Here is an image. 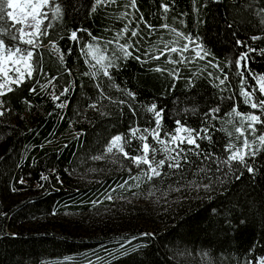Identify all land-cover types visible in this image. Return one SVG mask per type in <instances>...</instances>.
Instances as JSON below:
<instances>
[{"label": "trees", "instance_id": "obj_1", "mask_svg": "<svg viewBox=\"0 0 264 264\" xmlns=\"http://www.w3.org/2000/svg\"><path fill=\"white\" fill-rule=\"evenodd\" d=\"M58 2L62 18L51 20L53 27L38 50L43 71L1 97L0 264H259L264 258V151L247 161L254 173L237 162L229 172L218 160L228 155L227 132L239 143L227 123L233 106L260 115L239 95L236 60L254 49L244 71L251 91L256 81L250 73L264 75V0H136L138 12L125 7L127 0L100 4L95 11V0ZM162 4L168 5L167 13ZM125 11L133 12L137 21L142 14L156 29L149 35L141 24V36L132 40H139V52L133 55L146 62L117 59L111 80L102 72L87 75L97 69L82 48L88 43L103 48L112 41L127 22L119 18ZM163 24L199 38L210 54L195 57L191 45L184 54L191 59L183 64L168 62L169 55L178 59L175 53L159 60L145 57L144 51L157 41L175 39ZM77 29L86 31H78L74 41L70 36ZM49 41L62 50L63 64L49 50ZM107 49L108 55L120 56L114 43ZM174 69L177 78L169 74ZM225 74V85L217 87V77ZM54 76L58 79L52 85L41 88ZM98 83L107 98L100 97ZM64 89L68 91L54 101L52 96ZM256 98L264 96L257 91ZM152 104L163 110L162 136L180 120L191 129L207 127L211 140H198L202 154L186 153L181 169L165 165L161 176L138 181L130 177L140 176V169L121 154L104 150L113 136L127 137L131 127H155L153 113L146 110ZM215 108L220 109L216 118L206 117ZM257 129V134L264 131L259 125ZM148 142L154 144L151 137ZM139 144L133 140L126 151L136 155ZM121 197L139 203L117 199ZM66 212L73 217L63 218Z\"/></svg>", "mask_w": 264, "mask_h": 264}, {"label": "snow or ice", "instance_id": "obj_2", "mask_svg": "<svg viewBox=\"0 0 264 264\" xmlns=\"http://www.w3.org/2000/svg\"><path fill=\"white\" fill-rule=\"evenodd\" d=\"M116 4L117 0H95V4L92 11L96 10V6L100 4ZM126 8H131L136 12L139 11L137 8L136 0H127L125 5ZM163 11L168 12L169 8L167 4H162ZM63 15V9L58 0H0V97L5 96L8 92L14 91V87H20L27 79H32L34 73L42 72V67L39 64V48L42 47V38L49 35L48 29L52 28L53 25L51 20L60 19ZM131 17V19H129ZM121 20H127L123 28L118 31L112 41H107L103 48L98 43H88L82 48V54L90 58L94 63L91 65L92 68L97 69L87 75L93 77L97 76L100 72L107 77L109 80L112 79L110 69L117 67L116 60L123 58H134L138 62L144 63L146 60H141L140 55H133L134 52H139V48L136 45L139 43L137 39L135 43H132L133 38L141 36L140 25L144 24L148 29L149 35L156 31L153 25L148 24L145 21L143 15H140L137 21L133 12H121ZM48 21L47 23H45ZM135 23V27L132 25ZM161 28L168 29L170 32L175 34V39L170 41H164L163 39L157 41L156 45L150 46L146 49L143 55L152 60H159L161 56L166 54L175 53L178 59H171L169 55V63L172 64H183L187 62L189 57L184 54L189 51L191 45H195V57L203 59L210 53L203 46L202 42H199V38L193 39L190 35H185L183 32H179L176 29L171 28L167 24L161 25ZM78 31H86L77 29L71 32L70 38L74 41L78 40ZM130 32V36L128 35ZM91 35V33H89ZM125 40L124 43H120L121 40ZM187 41L180 46V40ZM257 39V37H253ZM93 41H97L96 37H92ZM7 41V42H6ZM115 44V48L119 51L120 56L117 57L115 53L111 56L108 55V44ZM159 44H163L162 48H158ZM238 44L243 45V42L238 41ZM49 50L54 51L58 54V59L61 64L64 63V54L59 48L55 41H49ZM159 55H149L150 53L157 51ZM254 51L252 48L244 53H241L236 60L238 67V74L241 77L240 80V92L239 95L243 99V103L248 105L253 110H258L260 115L254 113L241 112L238 106H233L232 110L227 113L230 119L227 121L231 124L235 132L234 140L239 143L233 142V132H227L230 137L228 143L224 147V151L228 153L227 157L223 160H218V165L227 166L229 172L232 171L233 162H237L242 165L249 173H254L255 169L247 161L249 158H255L259 153L264 151V131H260L257 134V126L264 128V120L261 119L264 116V99H257V91L264 96V75L252 74V79L256 81V87H252L251 91L247 90L248 81L244 78V71L246 69V62L248 60L249 53ZM241 62H245V67H241ZM216 67H219L216 65ZM155 71H163V69L156 68ZM223 71V69H220ZM250 72V70H249ZM173 78L178 77V70H172L169 73ZM46 75V74H45ZM211 75V73H209ZM57 77H52L48 80L47 84L41 85V88H47L53 84V81L57 80ZM219 83L217 87L225 85L228 80V76L225 74L223 79L217 77ZM54 86V85H53ZM113 87H119L113 84ZM100 97H105L104 88L101 84L96 85ZM35 92V87L30 89ZM68 89H64L59 96L53 95L54 101L59 100L60 96H63ZM130 97L135 96L133 92H126ZM125 103V101H120ZM3 101L0 100V107H2ZM92 108H96V104L89 105ZM148 112L153 113L155 127L141 129L138 126L131 127L126 137L123 134L115 135L109 141L105 148L106 154L119 153L124 159L130 160L136 168L141 170V175L136 177H130L135 180H140L143 177L147 181H151L154 177L162 175V169L165 165L168 168L179 170L183 167L181 161L187 162L186 153L194 152L195 155L200 156L202 153L198 151L200 144L197 142L202 139L211 140V134L207 127L196 130L186 127L180 120H177L176 128L161 135L162 128V113L163 110H157V105L152 104L146 109ZM134 111V110H133ZM220 111L219 108L211 109L209 113H206V117L211 115L215 117V113ZM4 113L0 111V116ZM226 131V129H220ZM249 136L252 139H249ZM151 137L154 144L148 142ZM133 140H139L140 144L137 148V154L131 155L129 151H126V147L131 146ZM188 145L187 149L182 145ZM162 155V158L157 159V155ZM205 159H210L211 154H204ZM103 156H96L94 159H103ZM146 166V167H142ZM217 171H220L218 166ZM132 170L129 169V172ZM200 171H207V169H200ZM239 177H237L238 179ZM42 180H46L47 177L41 176ZM23 183V180L19 181ZM127 183V182H125ZM195 184V182H191ZM137 187L139 184L136 185ZM201 187V185H195ZM123 187V185H121ZM202 187L205 190H210V184H204ZM111 199V196L108 197ZM259 264H264V258H261Z\"/></svg>", "mask_w": 264, "mask_h": 264}, {"label": "rangeland", "instance_id": "obj_3", "mask_svg": "<svg viewBox=\"0 0 264 264\" xmlns=\"http://www.w3.org/2000/svg\"><path fill=\"white\" fill-rule=\"evenodd\" d=\"M0 100H1V97H0ZM3 110V104H2V107H0V111ZM118 200H125L126 202H131V203H139L135 198L133 197H127L126 199L124 197H121V198H117ZM63 218H66V219H71L73 216L69 215V213H64L63 215Z\"/></svg>", "mask_w": 264, "mask_h": 264}]
</instances>
